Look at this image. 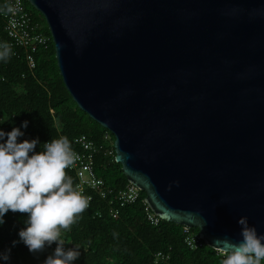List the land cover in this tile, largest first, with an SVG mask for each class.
<instances>
[{
    "label": "water",
    "instance_id": "1",
    "mask_svg": "<svg viewBox=\"0 0 264 264\" xmlns=\"http://www.w3.org/2000/svg\"><path fill=\"white\" fill-rule=\"evenodd\" d=\"M27 1L153 214L221 252L264 233V0Z\"/></svg>",
    "mask_w": 264,
    "mask_h": 264
},
{
    "label": "trees",
    "instance_id": "2",
    "mask_svg": "<svg viewBox=\"0 0 264 264\" xmlns=\"http://www.w3.org/2000/svg\"><path fill=\"white\" fill-rule=\"evenodd\" d=\"M25 6L33 19L41 25V31L50 36L43 16L27 0ZM0 0V43L7 46L10 55L0 60V128L10 131L25 119L29 126L25 138L39 136L40 141L67 136L74 151L78 150L74 138L86 134L95 144L104 143V133L111 140L114 136L90 118L73 101L59 74L52 38L46 48L34 53L36 66L28 68L25 49L9 44L4 31L5 18ZM113 155L100 150L94 158V170L107 185L121 189L127 183L121 165ZM43 145H37V151ZM76 183V175L66 169ZM145 193L141 191L138 201L124 206L109 204L108 199L94 195L88 208L80 214L70 230L62 231L66 247L80 245L81 256L76 264H222L226 253L207 246L190 249L184 241V226L160 219L151 225L145 216ZM116 208L117 211L114 212ZM27 214L9 211L5 224L0 226V250L11 247L18 239V231L24 227ZM193 234L199 233L191 228ZM115 233V235H114ZM55 242L39 256L30 253L23 243L12 247L10 264H42L55 248Z\"/></svg>",
    "mask_w": 264,
    "mask_h": 264
},
{
    "label": "clouds",
    "instance_id": "3",
    "mask_svg": "<svg viewBox=\"0 0 264 264\" xmlns=\"http://www.w3.org/2000/svg\"><path fill=\"white\" fill-rule=\"evenodd\" d=\"M9 55L10 50L4 46L0 60ZM28 126L25 119L10 131L0 128V226L5 224L9 211L27 214L18 239L0 250V264H10L12 247L18 243L38 257L54 242L55 248L42 264H76L81 256L80 245L66 247L62 231L70 230L89 206L88 198L66 172L77 154L67 136L43 143L39 136L20 139ZM41 144L42 150L37 151ZM238 224L242 239L225 244L222 264H264V233H258L246 216H241Z\"/></svg>",
    "mask_w": 264,
    "mask_h": 264
},
{
    "label": "built area",
    "instance_id": "4",
    "mask_svg": "<svg viewBox=\"0 0 264 264\" xmlns=\"http://www.w3.org/2000/svg\"><path fill=\"white\" fill-rule=\"evenodd\" d=\"M3 4L1 11L5 18L4 31L9 44L25 49V60L28 68L32 69L36 66L34 53L41 47L46 48L51 37L41 31L40 23L33 19L24 0H3ZM112 142L107 132L104 133V143L99 145L95 144L86 134L78 135L74 138V143L78 148L74 151L77 154L76 160L68 169L75 173L74 186L88 198L89 203L94 195H97L102 199H108L111 205L113 203L119 206L133 204L139 200L142 190L129 183L121 189H114L107 185L94 170V158L100 150L106 155H113V149L110 146ZM142 201L146 219L151 225H158L160 218L145 206L144 199ZM113 209L114 212L117 211L116 208ZM190 229L184 227V241L190 249H195L203 243L198 233L193 234Z\"/></svg>",
    "mask_w": 264,
    "mask_h": 264
}]
</instances>
